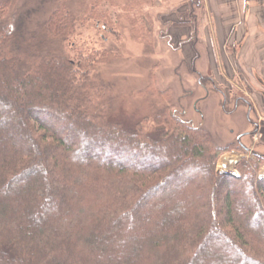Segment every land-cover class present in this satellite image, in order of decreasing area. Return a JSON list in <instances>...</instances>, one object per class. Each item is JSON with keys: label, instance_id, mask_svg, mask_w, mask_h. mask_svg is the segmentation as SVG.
Returning a JSON list of instances; mask_svg holds the SVG:
<instances>
[{"label": "trees", "instance_id": "obj_1", "mask_svg": "<svg viewBox=\"0 0 264 264\" xmlns=\"http://www.w3.org/2000/svg\"><path fill=\"white\" fill-rule=\"evenodd\" d=\"M84 3L0 0V264H264V157L219 173L241 148L178 118L153 79L148 116L116 120L101 68L120 50L70 54L100 16Z\"/></svg>", "mask_w": 264, "mask_h": 264}, {"label": "rangeland", "instance_id": "obj_2", "mask_svg": "<svg viewBox=\"0 0 264 264\" xmlns=\"http://www.w3.org/2000/svg\"><path fill=\"white\" fill-rule=\"evenodd\" d=\"M39 1L14 0L12 10L32 7ZM83 1L87 4L91 0ZM95 1L100 16L79 26L70 54L74 57L80 51L120 50L121 58L102 67L101 72L104 80L113 86L116 120L127 129H133L148 116L150 101L141 91L148 88L152 79L156 83L155 89L171 95L178 118L208 130L221 147L235 145L237 134L252 129L244 103H240L236 110L233 105L227 104L226 111L232 113L223 109L225 100L222 92L228 94L231 90L230 93L234 94L233 91L238 92V89L230 87V82H225L227 80L219 72L220 69L225 71L227 64L220 62L221 49L214 50L217 47L213 37L214 15L209 14L205 0L202 9H193L188 0ZM126 5L131 7L126 10ZM77 9H81L80 4ZM132 16L138 17L150 32L147 43H140L132 34ZM233 49L235 47L229 48ZM257 92L262 93V90ZM251 116L255 117V114ZM231 131L234 133L231 134ZM253 138L252 145L258 144V149L264 151V135H254ZM243 140L245 144L251 142L247 138ZM257 160L256 156L236 148L221 156L218 172L224 173V165H228L226 170L233 169L238 175L236 165L242 161L256 170ZM261 165L256 174L264 178V164Z\"/></svg>", "mask_w": 264, "mask_h": 264}, {"label": "crops", "instance_id": "obj_3", "mask_svg": "<svg viewBox=\"0 0 264 264\" xmlns=\"http://www.w3.org/2000/svg\"><path fill=\"white\" fill-rule=\"evenodd\" d=\"M205 1L209 14L214 15V50L221 49L220 62L227 64L225 71L219 70L221 76L230 82V87L236 86L238 94L247 98L258 112H264V0ZM231 46L235 47L233 51L229 50ZM262 130L263 126L259 128L260 136L264 135ZM256 145L251 144V148L264 155Z\"/></svg>", "mask_w": 264, "mask_h": 264}, {"label": "flooded vegetation", "instance_id": "obj_4", "mask_svg": "<svg viewBox=\"0 0 264 264\" xmlns=\"http://www.w3.org/2000/svg\"><path fill=\"white\" fill-rule=\"evenodd\" d=\"M213 81V80H212ZM214 83V82H213ZM215 89L219 90L216 86H215ZM220 91V90H219ZM231 91V90H230ZM225 93V92H222L223 95H224V106H223V109L225 110V112H228V113H232V112H229V111H226V106L227 104H230V105H233L235 107V110L237 108V106L240 104V103H244L246 106H247V109H248V120L249 122L253 125L252 129L248 130V131H242L240 132L239 134L236 135V139H235V142L236 144L241 147V148H249L251 147V144H252V139H254V135H259L260 136V131H259V128H261V126L264 127V112L260 113L258 112V110L255 108L254 105L251 104V102L238 94V92L236 91H233L234 94L232 93ZM233 111V110H232ZM254 113L255 114V117H252L251 114ZM234 132L231 131V134H233ZM250 139L251 142L248 144H245L243 141V139ZM249 140V141H250ZM257 146V145H256ZM256 146L254 148H256ZM255 151V149H254ZM258 155H260V153H257ZM261 156V155H260ZM264 156V155H262Z\"/></svg>", "mask_w": 264, "mask_h": 264}, {"label": "water", "instance_id": "obj_5", "mask_svg": "<svg viewBox=\"0 0 264 264\" xmlns=\"http://www.w3.org/2000/svg\"><path fill=\"white\" fill-rule=\"evenodd\" d=\"M244 150H247V149H244ZM227 174H229V175H232V176H235V174H234V173H227Z\"/></svg>", "mask_w": 264, "mask_h": 264}]
</instances>
